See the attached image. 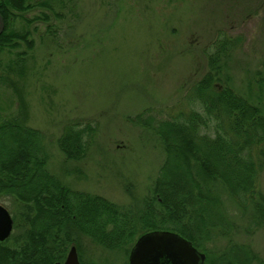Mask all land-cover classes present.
Segmentation results:
<instances>
[{
  "label": "rangeland",
  "instance_id": "374dc122",
  "mask_svg": "<svg viewBox=\"0 0 264 264\" xmlns=\"http://www.w3.org/2000/svg\"><path fill=\"white\" fill-rule=\"evenodd\" d=\"M54 10L51 31L49 23L33 21L40 8L10 23L18 33L29 30L32 43L31 50L19 42L0 52V119L18 118L42 132L47 169L70 189L133 212L142 208L166 154L134 119L190 111L188 96L210 71L219 39L234 43L224 75L231 86L247 96L264 94V0H66ZM75 122L95 127L82 161H68L59 145ZM230 201L229 211L239 212ZM0 204L15 216L10 202ZM240 217L237 241L264 258V230L246 234ZM18 233L14 224L11 234ZM77 251L81 264H129L131 255L89 238Z\"/></svg>",
  "mask_w": 264,
  "mask_h": 264
},
{
  "label": "trees",
  "instance_id": "16d2710c",
  "mask_svg": "<svg viewBox=\"0 0 264 264\" xmlns=\"http://www.w3.org/2000/svg\"><path fill=\"white\" fill-rule=\"evenodd\" d=\"M30 1L14 0L8 17L2 11L6 29L0 52L19 42L31 50L30 31L10 30L8 19L40 8L42 14L33 21L49 23L54 5L66 0ZM51 28L49 23L47 31ZM221 40L210 53V71L188 96L190 111L160 120L142 113L134 119L151 129L166 154L151 195L137 212L70 189L47 169L42 132L18 118L0 119V202H10L20 231L0 242V264H63L72 246L80 249L83 238L129 254L139 237L162 231L189 240L206 254L205 264H264L263 257L236 239L240 215L247 222L246 234L264 230V193L259 186L264 94L247 96L231 86L224 75L234 43L227 37ZM260 89L264 92V85ZM94 131L89 122L67 125L59 145L68 161L86 159ZM227 199L239 212L229 211ZM12 239L16 244H7Z\"/></svg>",
  "mask_w": 264,
  "mask_h": 264
},
{
  "label": "water",
  "instance_id": "95a60500",
  "mask_svg": "<svg viewBox=\"0 0 264 264\" xmlns=\"http://www.w3.org/2000/svg\"><path fill=\"white\" fill-rule=\"evenodd\" d=\"M5 31V22L0 15V36ZM14 219L9 210L0 204V242L11 237ZM177 233L170 231L151 232L139 237L131 251L129 264H205L206 254ZM64 264H81L75 246L70 249Z\"/></svg>",
  "mask_w": 264,
  "mask_h": 264
},
{
  "label": "flooded vegetation",
  "instance_id": "af4514ba",
  "mask_svg": "<svg viewBox=\"0 0 264 264\" xmlns=\"http://www.w3.org/2000/svg\"><path fill=\"white\" fill-rule=\"evenodd\" d=\"M15 6V3H14V0H0V15L2 16L3 20H4V17H3V14L5 16H10L11 14H13V11H9L11 8H14ZM2 11L4 12L3 14ZM28 12L30 13L31 12V9L28 10ZM8 23H13L14 22V18H10L8 19ZM5 22V20H4ZM6 25V23H5Z\"/></svg>",
  "mask_w": 264,
  "mask_h": 264
},
{
  "label": "clouds",
  "instance_id": "9594fccd",
  "mask_svg": "<svg viewBox=\"0 0 264 264\" xmlns=\"http://www.w3.org/2000/svg\"><path fill=\"white\" fill-rule=\"evenodd\" d=\"M213 123H217V121H215V118H213V121H212Z\"/></svg>",
  "mask_w": 264,
  "mask_h": 264
}]
</instances>
